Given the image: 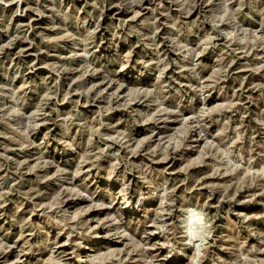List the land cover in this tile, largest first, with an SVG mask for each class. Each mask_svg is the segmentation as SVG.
<instances>
[{"label":"rangeland","instance_id":"1","mask_svg":"<svg viewBox=\"0 0 264 264\" xmlns=\"http://www.w3.org/2000/svg\"><path fill=\"white\" fill-rule=\"evenodd\" d=\"M129 2L132 4L131 10L121 8L120 0H113L102 13L99 9L94 13L95 4L89 0H74V3L72 0H64L66 7L79 10L81 18L89 15L97 17L96 22L89 21L85 26L91 30L97 23L100 25L95 33V42L90 47H86L84 27L78 33L72 28L62 31L59 18L56 23L52 22L49 15L52 11L51 0H41L42 5H48L47 9L37 8V0H5L0 3V64L9 69L8 76L15 77L14 84L22 91H27L23 87L25 79L35 80L39 86V97L34 91L27 92L28 104L23 111L29 124L35 116L30 138L37 144L47 142V153L41 168V161L34 155H28L31 149L26 145H17L7 136H0V141L4 142L0 145V153L6 152L10 158L9 163L18 162V169L11 171L0 167V228L3 229L0 231V236H3L0 241V260L5 261V264H38L39 260L46 261L50 255H54L48 250H37L35 245L43 235L33 233L24 224L25 221L33 225L41 223L45 219L41 215L43 209L49 205L54 209L61 199L64 207L73 203L77 205L71 209L74 214L83 210V218H95L92 224L97 235L84 241L87 247L79 250V257H71L76 264H85V255L98 257L95 261L88 260L87 264H120V261L123 264H141L137 253L131 252L130 248L126 250L127 238H113L102 225L96 226V220H102L108 213L107 208H89L90 201L86 196L69 194L65 198L62 193L57 195L54 192L48 199L43 198L49 192V186L56 187L53 182L60 175L56 165L63 168V174L70 175L76 183L88 177L91 190L99 189L96 198L98 202L107 203L109 192L116 191L115 184L105 179V172L93 167L83 153L78 156L70 150H64L65 145L58 138L60 128L51 123L55 113L45 109L49 117H40L39 101L45 98V83L48 87H55L59 83L66 97L71 93L70 99L48 97L50 102L59 101L57 107L62 113L70 112L71 100L78 99L82 100L80 111L89 119L94 120L101 108L105 109L102 119L109 127L105 129L97 125L95 133L90 128L85 137L87 144L97 139L103 141L97 151L120 149L121 142L126 140L131 131L134 144L130 145L132 151L129 159L133 163L146 161L155 152L158 158L151 163L157 169H163L172 181L181 182L175 189L177 193L183 189L185 176L191 174L194 177V182L189 181L192 184L191 191L205 194L204 198L197 195L196 202L203 203L206 208L210 206L212 213L217 212L218 208L222 209L223 214L217 217V224H227L229 220L236 221L246 216L252 229L264 231V192L256 188L257 181H264V173L261 172L264 169V133H259L256 128L264 120V101L257 100L264 93V46H261L264 37L247 25L237 37L224 22L207 23L209 31L203 35L204 44L197 57L204 68L201 79L205 87L197 85L196 81H189L186 75L181 76L179 52H170V58L176 63L167 68L163 76L158 71L141 74L138 69L142 64L138 61V54L151 57L152 50L145 49L135 35L126 33L127 40L123 36L113 39L111 32L107 31L111 24L124 21L127 27L151 15L150 0ZM212 3L213 0H208L207 6L211 7ZM142 8L144 11H141ZM179 11L174 8L172 14L177 15ZM196 15L193 11L187 18ZM165 19L160 17L161 21ZM216 28L222 30L220 36L212 31ZM144 31L146 36L150 34L147 29ZM167 31V25L160 29V40L166 39ZM249 32H252L251 36ZM133 46L135 53L131 64L122 66L110 63L117 51L123 55ZM165 47L167 45L161 44L162 49ZM226 49L231 51V56H228ZM4 52L12 53V59L5 56ZM95 58H100V63H108L110 68L119 69L118 84L114 82L105 89L104 82L97 79L96 74L90 69L85 70V59ZM17 66L26 76L16 75ZM29 67L34 71H30ZM173 67L176 68L175 75ZM2 71L3 68H0ZM184 71L187 72L186 66ZM168 81H172L174 87L170 88ZM7 82V77L0 75V83ZM157 84L163 86L166 97L164 105L159 109L151 103L152 89ZM105 96L108 98L104 99ZM0 99L5 104L11 103L7 98ZM135 108L149 112L150 118L132 124L129 130L130 109ZM3 128L4 123L0 119V129ZM74 131L79 135V125ZM222 140L225 143H221ZM228 143L233 152L239 150L246 164L229 167L220 160L228 151ZM3 159L4 156L0 155V161ZM101 163L107 165L108 162L102 160ZM64 185L69 187L67 181H64ZM161 203L146 202L144 207L153 215L159 213L170 216V206L162 208ZM179 203L176 202L177 205ZM37 204L40 209L33 211ZM124 212L126 218H144L143 212L135 209L130 212L126 208ZM191 216L190 230L195 235L200 227V217L195 212ZM44 227L45 232H50L51 238L57 240L59 247L56 252L71 255L74 245L69 241L75 238L59 233L56 229H49L47 225ZM154 228L155 225H152L149 229L152 242H160L162 237L152 231ZM227 230L226 227L223 231L218 229L220 236L223 237ZM250 230L240 235L247 237ZM3 232H7V235L4 236ZM5 244L8 246L7 251H4ZM230 244L231 241L225 240L219 248L222 256L231 257L229 264H264V249L259 253L258 261L243 252V248L256 246L255 237L243 241L238 256L231 255ZM28 245L34 247L29 249ZM151 251H160L161 257H165L163 264H202L192 247L170 254L167 247H162V250L153 248ZM104 253L108 254L107 257L102 255Z\"/></svg>","mask_w":264,"mask_h":264},{"label":"clouds","instance_id":"2","mask_svg":"<svg viewBox=\"0 0 264 264\" xmlns=\"http://www.w3.org/2000/svg\"><path fill=\"white\" fill-rule=\"evenodd\" d=\"M3 2L5 0H0V3ZM89 2L95 4L94 13L97 9L102 13L113 0H89ZM72 3H74V0H72ZM51 4L50 19L53 23H56L57 18H59L62 31L72 28L78 33L79 29L84 27L86 31V47H90L95 42V33L100 25L97 23V26L91 30H88L85 26L89 21L96 22V16L89 15L87 18H81L78 15L79 10L66 7L64 0H59V6H57V0H51ZM207 4L208 0H150V16H146L144 20L137 21L127 27L124 21L119 24H111L108 26L107 31L111 32L113 39L123 36L127 40L126 33L135 35L145 49L152 50L151 57L138 54V61L142 64V67L138 69L141 74L146 71H158L163 76L165 70L176 63L174 59L170 58V52H179L181 76L186 75L189 81H196L197 85L205 87L201 79L204 68L197 57L204 44L203 35L209 31L206 28L207 23L219 24L224 22L237 34V37L243 32L244 26L247 25L250 29H255L261 37H264V0H213L211 7H208ZM40 7L47 9L48 5H42L41 0H37V8ZM120 7L125 10H131L132 4L129 0H120ZM174 8L180 9L177 15L172 14ZM141 11H144V9L142 8ZM193 11L197 15L188 19L187 17ZM161 16L166 19L161 21ZM165 25L168 28L166 39L160 40L158 33ZM145 29L150 33L147 36L145 35ZM212 31L216 36H220L222 33L219 28ZM224 34L226 35V33ZM251 35L252 32H249V36ZM193 37L196 39L193 40ZM225 43L228 42L226 41ZM161 44H165L167 47L162 49ZM193 44L196 46H192ZM261 46H264V40L261 41ZM212 47L215 48V45H212ZM226 51L228 56L232 55L231 51L227 49ZM134 53V46L129 48L128 52L123 55L117 51L110 63L127 66L131 64ZM3 54L12 59V53L4 52ZM88 55L91 56V53ZM84 63L86 65L85 70L90 69L93 74H96V78L104 82L105 89L114 82L119 83L117 80L119 69L110 68L108 63H100V58L85 59ZM98 64L99 67H97ZM185 66L187 67L186 73L184 71ZM0 68H3L0 75H4L8 79L7 83H0V97L11 101V103L5 104L0 99V119L4 123V128L0 129V136H7L10 141L15 142L17 145H26L31 149L28 155H34L35 158H38L41 161L40 167L42 168L43 160L47 153V142L37 144L30 138L34 130L35 116H33L32 122L29 124L23 111L28 104L27 92L34 91L39 97V86L35 84V80L28 81L25 79L23 87L27 91H22L20 87L15 86V77L8 76L9 69L5 68L3 64H0ZM29 70L34 71L31 67H29ZM175 72L176 68L173 67V75H175ZM16 75L26 76V73L21 71L20 66H17ZM44 86L47 92L45 93V98L39 101L40 117H49V112H46L45 109H50L51 112L55 113L51 123L54 126L58 125L60 128L58 138L65 145L64 150H70L78 156L83 153L84 158L90 160L92 166L96 167L98 171L103 170L106 174L105 179L110 183H114L116 187L114 193L109 192L107 203L98 202L96 198L99 189L91 190L88 177L76 183L70 175L63 174V168H59V165H56L60 173L58 179L53 182L56 187L49 186V192L43 196L44 199H48L54 192L57 195L62 193L65 198L69 194H73L86 196L87 200L90 201L89 208H107L109 210L108 213L102 220H96V226L102 225L113 238H127L126 250L130 248L131 252L137 253V259L141 264H163L165 257H161L160 251H151L153 248L162 250V247H167L169 254L178 251L183 252L186 248L192 247L195 248L197 258L202 264H229L231 257L226 258L219 252V248L224 241H231V255L238 256L239 250L243 247V241L252 237L256 239V246L254 248H243V252L248 253L258 261L259 253L264 249V231L252 229V226L247 223L248 218L246 216L236 221L229 220L227 224H217L216 219L223 214L222 209L218 208L217 212L212 213L210 206L206 208L203 203L196 202L197 195L204 198L205 194H197L191 191L192 184L189 181L194 182V177L191 174L185 176L182 182L183 189L177 193L175 189L181 182L172 181L163 169H157L151 163L152 160L158 158L155 152L146 161L139 164L133 163L129 159V153L132 151L130 145L134 144L131 131H129L126 140L121 142L122 147L120 149L113 148L112 150L97 151L103 141L97 139L91 144H87L85 137L90 128L95 133L97 125L105 129L109 127L108 123L102 119L105 109L101 108L94 120L89 119L80 111L82 100L78 99L71 100L72 108L70 112L62 113L57 107L59 101L50 102L48 97L57 96L62 99H70L71 93L67 97L64 96V89L59 83L55 87H48L47 83ZM168 86L170 88L174 87L172 81H168ZM197 94H200L199 89ZM103 98L107 99L108 97L105 96ZM165 99L163 86L157 84L152 89L151 103L159 109L164 105ZM257 100L264 101V93L257 97ZM237 111H240V109H237ZM147 118H150L149 112L141 111L139 108L130 109L128 119L131 123L127 125L129 130H131L132 124L140 123ZM77 125H79V135L74 131ZM248 126L252 127L251 124ZM256 128L259 133H264V120H261L256 125ZM55 138L57 137H53V139ZM3 143V141H0V145H3ZM221 143H225V141L222 140ZM226 147L228 151L220 157V160L225 165L238 167L246 164L245 159L240 156L239 150L233 152L230 143ZM121 152H123L122 155ZM0 155L4 156V159L0 161V167L9 168L10 171L18 169V162L9 163L10 158L6 152L0 153ZM102 160L107 161V165L102 164ZM50 163L55 162L50 161ZM261 172L264 173V169ZM64 181L68 182L69 187H65ZM256 188L260 192H264V181H257ZM155 201H162V208L165 205H169L168 212L171 215L159 213L153 215L145 210L146 202L152 203ZM177 201L180 202L178 205L176 204ZM171 205H175V207H171ZM76 206L73 203L64 207V201L61 199L59 203L55 204L54 209L52 205L43 209L41 215L45 219L41 223L33 225L25 221V227H30L33 233L43 235V238L35 245L37 250L44 249L54 254L50 255L46 261L39 260L38 264H76V261L72 260L71 257H79L81 255L79 250L87 247L84 241L90 240L97 235L92 224V220L95 218H83V210L74 214L71 209ZM126 208L130 212L133 209L143 212L144 218L139 220L131 216L126 218L124 212ZM39 209L40 206L37 204L33 211H38ZM193 212L200 217V227L195 235L190 230V219ZM45 225L49 226V229H56L59 233L75 238L69 241L74 245L71 255L64 252H56L59 247L57 240L51 238L50 232H45ZM152 225H155L152 231L158 232L160 237H162L160 242H152V234L149 230ZM225 227L228 230L221 237L218 229L223 231ZM248 229L251 230L248 231L247 237L240 235L241 232ZM0 231H3V229L0 228ZM3 235L6 236L7 232H3ZM2 240L3 236H0V241ZM25 243L27 244V241ZM32 247L34 246L28 245L29 249ZM7 248L8 246L5 244L4 251H7ZM102 255L107 257L108 254L104 253ZM97 258L96 256L85 255V264H87L88 260L95 261ZM0 264H5V261L0 260ZM120 264H123V261H120Z\"/></svg>","mask_w":264,"mask_h":264},{"label":"bare ground","instance_id":"3","mask_svg":"<svg viewBox=\"0 0 264 264\" xmlns=\"http://www.w3.org/2000/svg\"><path fill=\"white\" fill-rule=\"evenodd\" d=\"M192 217V216H191ZM196 219V218H195ZM191 221V220H190Z\"/></svg>","mask_w":264,"mask_h":264}]
</instances>
